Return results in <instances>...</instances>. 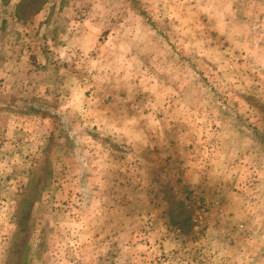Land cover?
Segmentation results:
<instances>
[{
    "label": "rangeland",
    "instance_id": "374dc122",
    "mask_svg": "<svg viewBox=\"0 0 264 264\" xmlns=\"http://www.w3.org/2000/svg\"><path fill=\"white\" fill-rule=\"evenodd\" d=\"M55 1L0 0V65L21 64L25 44L37 64L49 61L41 36L67 27L68 0ZM138 1L90 9L109 28L140 16L132 26L142 31L124 42L115 26L119 39H100L106 72L82 73L134 79L130 91L97 92L130 113L122 128L138 141L96 131L90 104L82 122L68 116L59 129L42 114L54 102L29 111V91L0 84V111L46 120L15 119L36 133L0 134V264H264V0L201 1L178 27L167 14L154 22ZM95 61L69 54L52 64Z\"/></svg>",
    "mask_w": 264,
    "mask_h": 264
},
{
    "label": "crops",
    "instance_id": "0c3cea01",
    "mask_svg": "<svg viewBox=\"0 0 264 264\" xmlns=\"http://www.w3.org/2000/svg\"><path fill=\"white\" fill-rule=\"evenodd\" d=\"M73 1L75 0H68V3L63 8L64 11L61 13L63 17L67 18H63V21L67 26L65 30L57 32L55 35L44 33L41 36V39H44L46 43V45H42L41 51L46 58H49V61L46 62L45 60L44 63L37 64L36 61L39 57V53L34 50H29V46L25 44V47L18 51V54L20 55V53L22 52L23 56L20 57L18 55L20 57L19 58L17 54H15L16 59L22 62L21 64L19 62L14 63V60L13 62H11V60L8 59L6 61H10V67H7L9 64L5 62L0 65V84L3 85V87H5V85L7 84L9 89H14L15 91L16 89L19 91L25 90V92H23L25 94H27L29 91V111L34 110V108H37L39 104H50V102H54L58 106L57 111L55 112L54 109H50V107L43 106L42 114L45 116L47 115V117H49L48 114H53L54 120L59 121V129H61V127L63 126L60 122L65 120V118L72 117L75 121L81 120L82 122L83 115L81 114V110H79V108H81V106L83 105L86 106L90 104L88 105V107H86V111H91V119L94 120L92 127H95L96 131L99 130L101 134L105 135L116 134L117 136H127L129 137L128 139L132 138L131 141L135 142L137 139H134V137L137 134L128 133V131L126 132L122 128L125 123V120L126 123H129L130 116L128 114L130 113H126L125 115H119L116 108L113 106V102H111L110 99L104 100L100 98L97 91H100L101 88H105L106 92L107 89L111 90L115 88L119 90L121 89L122 92L130 91L131 88H137L138 84L134 81V79H129L128 73L125 79L123 80L116 79V81L111 77V80L109 82L107 80H99L94 76H91L92 78L89 82L88 77L83 76L82 73L88 72V70L91 73L90 75H92V72H94V70L97 72H106L105 67L101 68V63L99 61L101 51L103 50L101 49L103 43L100 42V39H102V41H105L103 39L106 38L108 39V42L109 39H119L120 36H118L117 32L121 31V38L125 39L124 42L138 40L136 39V37L138 36L139 31L142 30L139 27H134L132 25L133 22L135 25L140 22V16L131 17L128 15L125 21L115 20L113 26L110 23L109 28L104 25L107 24L110 19L105 21L104 19L98 17L99 11H96V13H94L90 10L91 8L92 10H99L101 0H77L75 2ZM145 1L148 3V13L151 15V19L154 22H157L158 20L163 18L162 14H167L168 17L166 18L169 19L170 23L173 26L177 25V27L179 24L187 25L189 23H192L193 19H191V16L188 15L190 8H194L195 6L200 5L201 1H203L204 4L206 3V0H198L197 3H193V0ZM145 1H138L139 5ZM60 2L61 0L55 1V3H58L57 7L60 6ZM222 4L224 5L225 3ZM72 8L73 10L79 8V10L82 11V15H67L68 13H70ZM174 8L176 10L178 9L179 13H175L176 11H174L172 14H170L169 11H172ZM57 9L58 8H56L55 10ZM180 9H184L186 10L185 12H187V14H185L186 16H183V18V13L180 11ZM83 10H85V13H83ZM138 14H140V12H138ZM26 24L28 25L29 23L27 22ZM120 25H122L121 29H118L119 31L116 32V28ZM182 30L184 29L182 28ZM230 30L231 29H229V31ZM229 31L221 33L225 40L229 37V33H231ZM104 33H106L105 36H103ZM187 33L189 34L191 33V31L185 30L184 34ZM25 35L26 37H29V34ZM25 39L28 40V38ZM138 42L139 41H136V44H138ZM112 45H114V43ZM108 48H110V46H108ZM0 50H2V48H0ZM131 52L132 50L128 51L127 55H131ZM69 54H71L72 56H76L78 54L89 55L90 57H95L96 61L90 62L91 65L89 66H81V64L78 63L76 64V66H72V64H66V66L63 64L62 66H59V64H52L53 60L57 59V57H62L63 55L67 56ZM3 70L9 71L11 73L2 74ZM52 71H56V79H50L51 76L49 75V73ZM126 71L128 72V69H123L122 73ZM13 74H16V77L18 75H24L25 77L29 76V79L17 78L10 80L9 78ZM91 89H96V91H91ZM157 101L158 100L156 98L154 104H156ZM10 103L13 105L15 104L14 102ZM123 104V102H120L121 111H124L123 107L125 104ZM114 109L116 111H114ZM71 110L73 112L69 113ZM5 112L6 111H0V129H3L2 132H0L1 135L27 136L29 134L36 133L34 129L30 128L27 125H18L19 127H15V125H13V121L15 119H19L21 121L30 119L31 121L41 118V121L45 120L44 117L40 116H19L18 114H16L14 117V113L11 114ZM49 119L50 118H47L48 121H50ZM9 129L11 130L9 131ZM22 130H29V133L27 131L23 132ZM138 131L139 130H137L136 132Z\"/></svg>",
    "mask_w": 264,
    "mask_h": 264
}]
</instances>
